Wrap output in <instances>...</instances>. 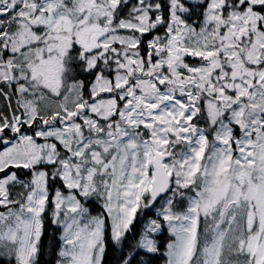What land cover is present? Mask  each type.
<instances>
[{"label": "snow or ice", "instance_id": "obj_1", "mask_svg": "<svg viewBox=\"0 0 264 264\" xmlns=\"http://www.w3.org/2000/svg\"><path fill=\"white\" fill-rule=\"evenodd\" d=\"M0 101L6 264H264V0H0Z\"/></svg>", "mask_w": 264, "mask_h": 264}, {"label": "trees", "instance_id": "obj_2", "mask_svg": "<svg viewBox=\"0 0 264 264\" xmlns=\"http://www.w3.org/2000/svg\"><path fill=\"white\" fill-rule=\"evenodd\" d=\"M148 218L149 219L156 218L155 212L148 213ZM145 223H147L146 219H140L139 222L135 224L136 231L137 232L141 231ZM60 234H61L60 231L57 230L49 220L45 221V235L43 236L42 239L46 250H45V254L40 258V264H48V262L52 260L51 249L53 247V244L59 240ZM158 236H159V242L162 245L161 252H163L164 251L163 245L166 244L169 235L167 231H163L162 233L158 234ZM118 256H119V252L113 251L111 248H109L105 254L104 264H116V260ZM0 264H6V261L0 260ZM153 264H165V258L163 256L154 257Z\"/></svg>", "mask_w": 264, "mask_h": 264}, {"label": "rangeland", "instance_id": "obj_3", "mask_svg": "<svg viewBox=\"0 0 264 264\" xmlns=\"http://www.w3.org/2000/svg\"><path fill=\"white\" fill-rule=\"evenodd\" d=\"M2 101H0V106H2ZM90 208H91V210H92V215H95L96 213H97V211L99 210V206L98 205H90L89 206ZM94 211H96V212H94Z\"/></svg>", "mask_w": 264, "mask_h": 264}]
</instances>
